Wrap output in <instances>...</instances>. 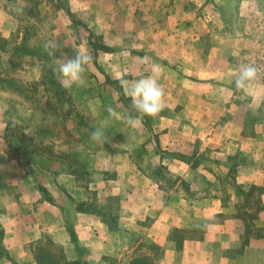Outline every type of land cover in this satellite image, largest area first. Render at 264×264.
Instances as JSON below:
<instances>
[{"label":"crops","instance_id":"0c3cea01","mask_svg":"<svg viewBox=\"0 0 264 264\" xmlns=\"http://www.w3.org/2000/svg\"><path fill=\"white\" fill-rule=\"evenodd\" d=\"M121 2L90 0L86 7L79 3V8L93 12L98 35L107 36V41L126 33L131 43L127 80L153 75V63L161 66L154 75L163 96L161 111L144 119L146 124L140 121L145 127L144 141L128 140V147L118 142L114 144L117 149L106 146L104 155L98 156L104 161L90 156L86 160V170L94 168L100 173V200L108 196L119 200L120 231L109 230L99 217L76 212L74 203L87 201L88 195L76 185L75 173L70 175L73 188L54 178L53 190L41 182L39 189L29 192L19 173L21 179L10 190L6 180L0 179V223L10 257L0 259V264H37L28 244L44 234L66 253L74 252L66 226L74 231L78 247L90 251L98 264H107L108 257L129 247L135 249L144 238L164 250L162 264H230L225 253L240 245L244 253L238 255L236 264H264V193L249 223L252 233L257 232L250 239L252 259L248 258L252 249L242 247V242L239 245L247 224L236 205H230L234 196L225 199L215 192H193L200 167L197 159L202 155L210 159L208 169L201 168L207 180L219 184L236 163V183L264 191V66L245 89L235 87L239 67L253 65L261 55L264 0H127L125 11L120 10ZM6 19L0 0V28ZM120 19L125 20L126 29L119 26ZM148 153L157 158L155 168H164L170 180L184 182L188 188L176 183L167 190L161 178L145 171L136 156ZM173 154L190 158V162ZM107 165L116 176L112 180L106 176ZM50 175L44 174L47 183ZM175 230L199 236L182 237L178 249L172 239ZM136 238L133 246L129 241ZM188 253L189 259L185 257ZM79 255L76 252L70 258L67 254V258L79 259Z\"/></svg>","mask_w":264,"mask_h":264},{"label":"rangeland","instance_id":"374dc122","mask_svg":"<svg viewBox=\"0 0 264 264\" xmlns=\"http://www.w3.org/2000/svg\"><path fill=\"white\" fill-rule=\"evenodd\" d=\"M126 1L121 2L123 3V6H120L123 8L121 11H125ZM89 2L90 0H1V10L7 19L4 28H0V179L6 180L8 190L12 189L13 183L21 179L18 177L19 173L24 175L22 184L27 186L28 192L39 189L41 182L53 190L54 178L56 181L60 180L62 185L73 188V177L70 175L80 170L83 172L78 180L75 179L76 185L84 187L88 183L89 189L98 195L100 173L94 168L85 169L88 157L104 161L98 156L104 155L102 151L106 146L117 149L115 145L119 144L128 147V140L139 141L140 144L145 139L144 134L142 136L145 128L143 124H146L143 120L150 116L141 115L137 118L138 114L130 107L126 88L116 82L121 77L124 79L128 77L127 50L131 43L125 32L115 35V39L112 38L110 41H107V36L98 35L93 12L82 11L79 8V3L81 7H86ZM67 11H70L71 17ZM229 12L232 14V10ZM72 19L81 21L95 35L93 41L107 45L111 52L94 50L89 43V34ZM124 24L125 20L120 19L119 26L126 29ZM23 39L21 50L18 45ZM53 44L58 47L53 48ZM84 50L92 57L85 65L83 73L85 83L69 86L58 71L59 64L67 58L65 53L70 57ZM52 52H55V56L51 54ZM139 54L142 55V50ZM109 109L116 115H112ZM96 129L103 132L102 142L91 138V133ZM140 155L136 156V161L140 162L145 171L152 172L156 178H161L167 190L174 188L178 182L170 180L169 173H166L164 168H155L157 158L154 155L151 153L144 157ZM236 158L239 159L238 156ZM209 161L207 156L199 157V174L193 192L199 195L204 192H215L225 199L234 196V201H229L230 205H236L238 214L249 225L260 207L263 189L255 187L250 190L254 186L237 184L236 174L234 178L228 176L219 184L207 180L206 171H201V168L208 169ZM106 171L109 180L116 177L112 174L110 165H107ZM45 173L51 174L48 183L45 181ZM25 176H29V181ZM31 182L33 185L30 186ZM178 187L188 188L184 182L178 183ZM45 189L40 188V191L46 194ZM58 193H62V189ZM85 193L87 194V191ZM147 224L148 221L144 222V225ZM241 224L244 225L243 222ZM255 233L257 232L253 230L252 233L249 229L247 247L252 249L251 252L248 249L252 257L248 255L246 257L252 259L255 253L250 247V241ZM184 236L199 235L186 232ZM48 238L50 236L44 234L40 240L29 243L30 251L38 242L45 243ZM243 239L242 235L239 245ZM50 240L52 241L51 238ZM129 242L136 246L137 238L134 242L132 240ZM53 244L62 250L67 260H76L70 259L73 258V254L76 255V250L66 253L63 246L55 242ZM70 244L74 247L71 240ZM240 247L241 245L225 251L226 258L229 256L232 260L230 264H236L238 255L244 253V248ZM131 248L108 257L105 262L107 264L164 262V250L150 243L148 239L144 238L139 246ZM67 254L70 258H67ZM79 256L80 260L88 264H98V260L93 258L90 251L81 250ZM189 256L191 257L188 253L185 257L189 259Z\"/></svg>","mask_w":264,"mask_h":264},{"label":"trees","instance_id":"16d2710c","mask_svg":"<svg viewBox=\"0 0 264 264\" xmlns=\"http://www.w3.org/2000/svg\"><path fill=\"white\" fill-rule=\"evenodd\" d=\"M67 13L71 17L70 11H67ZM72 20H74V23L76 25L82 26L85 29L86 33L89 34V43L94 50L103 51V52H111V48L108 47L107 45H104L101 43L98 44L93 41V38L95 37V35L91 33L81 21L77 19H72ZM23 41L24 39L18 45L19 48H21V50L23 46L22 45ZM4 42L5 41L3 40V43ZM116 82L117 84L121 86L120 80H117ZM173 157L180 161L186 162V163L190 162V158L188 159L187 157L181 156L179 154H173ZM199 157L197 159V162L199 160ZM235 164H231L229 168V175H228L229 177L233 176L234 178V173L236 170ZM82 172L80 170L78 172H75L76 177L79 178ZM88 186H89L88 183L84 186V189L87 191L88 200L82 201L79 203H74L76 212L99 217L101 221L109 228V230L114 231V232L120 231V227H119L120 208H119L118 198L115 196H108L106 199L101 201L97 193L94 190H90ZM253 188L255 187H251L250 190ZM248 196H250V194H248ZM48 201H50V199H48ZM253 218L254 217H252L251 219ZM249 229H250V225H246L244 239L242 240V247L248 245ZM66 230L70 236L71 242L73 243L76 249V252L80 254L81 249L77 245V239H76V235L74 234V231L70 227H66ZM182 237H184V233H182L179 230H175L172 234V239L176 241L178 249L181 248ZM3 240H4V228L0 223V259L10 260L8 252L3 245ZM31 252L33 255V259L37 264H88V262L82 261L80 259H76L72 261L67 260L62 250L56 247L53 244V242L50 240V238H48L45 243H43L42 241L38 242L31 249ZM102 260L103 261L106 260L105 257H103Z\"/></svg>","mask_w":264,"mask_h":264},{"label":"clouds","instance_id":"9594fccd","mask_svg":"<svg viewBox=\"0 0 264 264\" xmlns=\"http://www.w3.org/2000/svg\"><path fill=\"white\" fill-rule=\"evenodd\" d=\"M53 48H57L58 45L53 44ZM55 56V52L51 53ZM63 63L59 64L58 71L62 78L71 86L72 84H84L85 78L83 73L85 71V65H87L92 57L87 52L78 51L73 56L68 57ZM144 60L149 59L144 57ZM152 72L155 74L161 70L159 64L153 63L151 65ZM258 73V68L251 64H243L239 67L238 76L235 79V87L237 89H245L249 81L253 80ZM141 76L136 80H127L123 77L120 78V84L126 88L127 95L130 98V107L138 114L137 118L141 115L153 116L161 111L162 108V96L163 90L159 85L155 75ZM112 115L116 113L109 109ZM103 132L101 129H96L91 133V138L102 142Z\"/></svg>","mask_w":264,"mask_h":264},{"label":"built area","instance_id":"2783aa9c","mask_svg":"<svg viewBox=\"0 0 264 264\" xmlns=\"http://www.w3.org/2000/svg\"><path fill=\"white\" fill-rule=\"evenodd\" d=\"M253 66L258 68V73L263 71L264 66V41L261 43V55L259 58H256L253 62Z\"/></svg>","mask_w":264,"mask_h":264}]
</instances>
